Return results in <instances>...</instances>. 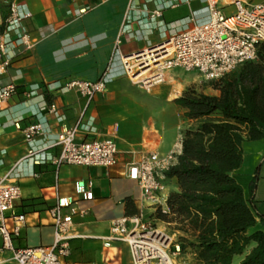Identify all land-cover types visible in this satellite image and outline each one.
I'll list each match as a JSON object with an SVG mask.
<instances>
[{
    "label": "crops",
    "instance_id": "0c3cea01",
    "mask_svg": "<svg viewBox=\"0 0 264 264\" xmlns=\"http://www.w3.org/2000/svg\"><path fill=\"white\" fill-rule=\"evenodd\" d=\"M10 1L29 11L22 23L34 42L30 49L20 44L10 45V64L0 74V87L15 86L12 96L0 104V175L12 169L11 176L21 190L15 210L26 213V222L18 236L13 237V244L16 247L51 244L54 230L46 208L54 204L57 196L72 195L76 180L90 181L92 199H79L72 204L74 236L69 240L70 254L65 258L67 264H86L89 263L84 253L87 241L97 239L103 246L100 236L107 232L112 219L132 215L141 207L140 188L126 176L128 164L137 160L141 152L149 151L159 156L173 153L172 163L176 162L182 133L194 122L183 116L184 108L175 98L187 88L218 94L212 82L202 80L196 71L180 67L161 73L163 80L149 87L133 83L125 75L121 55L206 22L210 18L209 10L204 0H0V31ZM221 5L223 11L229 12L225 10L228 5ZM154 10L160 14L152 16ZM119 31L120 43L116 47ZM67 78H102L105 89L89 100L74 90L47 87ZM36 84L39 87L27 95ZM79 118L83 123L93 124L95 131L77 134V140L113 137L117 146L113 165L55 167L50 159L33 163L24 158L29 145L16 123L24 126L41 122L44 132L33 145L43 148ZM241 148L242 161L233 177L248 198L249 184L257 170L253 201L264 215V138L245 139ZM59 149L54 146L44 152L50 158ZM161 183L165 197L170 191L178 190L174 177L164 175ZM162 206L166 210L165 202ZM145 212H152V207L145 208ZM257 229L264 230L258 219L248 231ZM252 245L242 254L234 255L231 264H238ZM114 247L120 259H126V253L129 255L126 244L120 241L105 248ZM187 258L191 260L192 253ZM127 262L130 264L129 256ZM90 263L106 264L94 260ZM109 264L118 262L115 259Z\"/></svg>",
    "mask_w": 264,
    "mask_h": 264
},
{
    "label": "built area",
    "instance_id": "2783aa9c",
    "mask_svg": "<svg viewBox=\"0 0 264 264\" xmlns=\"http://www.w3.org/2000/svg\"><path fill=\"white\" fill-rule=\"evenodd\" d=\"M204 1L210 15L206 22L193 24L156 44L121 55L125 75L131 82L149 87L161 82V77H155L160 73L164 75L173 67L196 71L202 80L216 82L242 62L256 57L257 46L264 41V0ZM221 4L232 5L233 9L225 12ZM159 14V10H154L151 15ZM29 15L28 10H23L13 1L9 2L8 14L0 31V74L10 64V45L20 44L26 49L33 46L34 42L22 23ZM120 33L115 40L116 47L120 43ZM144 53L148 54L147 58H144ZM150 67L149 73L152 76L136 78L141 71ZM33 87L27 91V95L34 93L39 85ZM47 87L51 90H74L90 100L95 94L104 91L105 84L102 78H67L63 82L48 84ZM14 92L13 84L1 86L0 104L6 102ZM50 109H54L53 103ZM15 125L29 145L24 158L33 163H43L50 159L55 167L61 164L108 167L116 161L117 146L113 137L77 140V134L95 131L93 124L83 123L80 118L73 126L58 132L55 139L43 148L33 145L36 137L44 132L41 122ZM54 146H59L58 154L47 157L45 149ZM173 159V153L159 156L155 151L141 152L138 159L127 166L126 176L137 182L140 188L141 207L133 215L112 219L107 232L100 238L104 247H110L114 241L125 243L130 264L186 263L178 258L179 242L175 240V233L167 227L169 223L156 217L158 208L162 212L167 210L162 206L166 197L162 193L161 179L165 170L173 164ZM11 171L0 175V264L6 261L11 264H67L65 258L70 254L69 240L74 236L72 215L75 209L72 204L79 199H92L91 182L76 180L72 195L57 196L54 204L46 208L54 230L51 244L16 247L13 237L18 236L25 224L26 213L15 210V202L21 196V190L12 178ZM147 207H152V212L146 213ZM4 252H9L10 256L2 257Z\"/></svg>",
    "mask_w": 264,
    "mask_h": 264
},
{
    "label": "trees",
    "instance_id": "16d2710c",
    "mask_svg": "<svg viewBox=\"0 0 264 264\" xmlns=\"http://www.w3.org/2000/svg\"><path fill=\"white\" fill-rule=\"evenodd\" d=\"M212 86L217 95L187 88L174 100L194 123L184 129L177 160L164 172L178 190L167 194V210L158 208L156 217L179 233L180 254L192 253L185 264H231L251 244L238 264H264V230L248 231L257 219L264 225L253 201L257 170L248 198L233 177L242 142L264 138V41L254 59Z\"/></svg>",
    "mask_w": 264,
    "mask_h": 264
},
{
    "label": "rangeland",
    "instance_id": "374dc122",
    "mask_svg": "<svg viewBox=\"0 0 264 264\" xmlns=\"http://www.w3.org/2000/svg\"><path fill=\"white\" fill-rule=\"evenodd\" d=\"M233 9L232 5H228L225 7L226 11H231ZM162 225V224H161ZM167 227L172 228V225H168ZM171 230V229H170ZM175 235V240L178 241V232H174ZM85 255H86V259L89 261V263L86 264H91L90 262L92 260L94 261H99V262H106V264L111 263L113 260H117L118 264H128L127 262V258L129 255H127L126 253V259H120V255L117 254V248H105L102 246L101 242L97 239H89L86 243V248H85ZM2 257L4 258H8L10 256L9 252H4L2 255ZM180 261H185L188 262L190 260H188L187 258V254L186 255H182L179 254L178 256ZM2 264H11L8 261L2 263Z\"/></svg>",
    "mask_w": 264,
    "mask_h": 264
},
{
    "label": "bare ground",
    "instance_id": "6f19581e",
    "mask_svg": "<svg viewBox=\"0 0 264 264\" xmlns=\"http://www.w3.org/2000/svg\"><path fill=\"white\" fill-rule=\"evenodd\" d=\"M147 52H149V51H147ZM147 57H148V54L145 55V53H144V58H147ZM147 64H149V63H147ZM151 68H152V67H150L149 69H145V70L141 71V72L137 75L136 78H139V77H143V78H145V77H150V76H152L153 74H150V73H149L150 70H151ZM160 74H161V73H160ZM160 74H159L157 77H155V78H159V77H160Z\"/></svg>",
    "mask_w": 264,
    "mask_h": 264
}]
</instances>
